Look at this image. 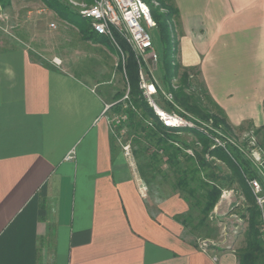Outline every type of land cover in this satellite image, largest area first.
<instances>
[{
    "label": "crops",
    "instance_id": "crops-1",
    "mask_svg": "<svg viewBox=\"0 0 264 264\" xmlns=\"http://www.w3.org/2000/svg\"><path fill=\"white\" fill-rule=\"evenodd\" d=\"M172 1L176 61L232 129L264 138V0ZM90 80L0 47V264H238L231 248L191 243L177 193L149 196L112 142L116 95Z\"/></svg>",
    "mask_w": 264,
    "mask_h": 264
},
{
    "label": "trees",
    "instance_id": "trees-1",
    "mask_svg": "<svg viewBox=\"0 0 264 264\" xmlns=\"http://www.w3.org/2000/svg\"><path fill=\"white\" fill-rule=\"evenodd\" d=\"M41 1L61 20L75 24L83 41L101 43L110 47L108 40L96 35L91 30L89 22L82 19L66 0ZM155 1L160 5V9L165 10V13L160 14L158 8L153 9L150 0H146L152 18L160 30L163 44V59L159 68L162 88L172 94L173 101L180 110L203 122H210L213 128L227 135L234 129L229 126L222 110L208 95L199 72L195 68L182 67L175 59L177 41L175 35H171L170 32L173 23L169 22L177 17L176 7L173 3L166 5L163 0ZM10 2V0H0V7L6 8ZM88 3L90 4L91 0ZM119 42L125 54L124 63L120 64L119 70L124 71L123 79L128 93L125 101H120L123 96L120 94L111 107L126 116L125 133L131 143L137 173L145 182L149 196L154 199L164 197L166 193H160L159 187L154 188L155 182L164 181L172 176L171 193H177L188 203V211L178 216L177 220L183 225L188 236L200 235L201 231H205L203 233L207 238L214 234L207 228L208 225H205L208 214L217 205L222 190L229 189L233 183H236L243 197L242 207L245 214L243 218H247L248 221L243 246L236 252L238 264H264V240L260 233L264 204L262 208L257 204L256 195L248 185L250 179H257L262 184L264 194V185L256 170L235 147L227 145L226 152L223 148L214 146L213 140L202 131L172 130L164 127L139 89L138 65L133 53L122 40ZM158 103L167 111L173 109L162 98L158 99ZM252 131L259 139L258 146L264 154V138L260 137L257 131ZM180 133H186L191 138L182 139L178 136ZM208 133L215 136L214 132ZM114 140L113 133L112 142ZM175 144L185 150L191 149L193 156H188ZM215 159L222 161L230 173L218 176L212 172L214 162L211 161ZM208 169H211V172L206 173L205 170ZM193 207L197 208L198 218H192ZM191 243L197 246L196 240H192Z\"/></svg>",
    "mask_w": 264,
    "mask_h": 264
},
{
    "label": "rangeland",
    "instance_id": "rangeland-1",
    "mask_svg": "<svg viewBox=\"0 0 264 264\" xmlns=\"http://www.w3.org/2000/svg\"><path fill=\"white\" fill-rule=\"evenodd\" d=\"M163 1L166 5L173 3L172 0ZM66 2L78 13L84 6L89 4L90 0H66ZM150 4L153 6V9L158 8L157 10L160 14L165 13V10L160 9V5L155 0H150ZM0 15H2L1 11ZM0 18V47L7 48L12 47L13 44H25L34 49L41 58L51 62L53 59H57L61 61L60 67L69 70L77 76L86 75L90 83L94 82L90 80V77H95V81L105 82L103 88H107L113 92L116 95L115 99L120 94H123L120 101L127 99L128 89L123 79L124 71L121 72L119 70V66L120 64L123 65V62L118 51L110 43V52L112 54L107 50L105 53L101 51L99 49L100 45L83 41L79 29L75 24L65 22L55 16L51 9L47 10L41 0H11L10 10L6 11ZM172 20L169 23L172 24ZM50 23L55 24L54 29L49 28ZM170 32L171 35H175L174 25ZM149 33L152 37L158 63L153 68V65L150 64L149 59L146 57L147 65L153 70L152 74L161 86L159 68L162 65L163 44L160 38V30L155 26L149 30ZM174 38L177 41L176 36ZM103 88H100L101 91L104 90ZM107 116L111 119H114L115 116L120 117V122L116 123L114 128L111 127L115 135L113 143L118 153H123V147L126 145L130 147L132 153L131 143L127 138L124 127L126 116L121 112L114 111L112 108L107 113ZM250 132L252 130L244 128L242 130H233L227 136L247 153L249 151V144H247L245 138L243 139V135L250 134ZM178 136L185 140L186 138L188 140L191 138L186 133H180ZM256 140L258 144L259 139L257 137ZM175 146L181 148L177 144ZM182 152L188 156H193L191 149H182ZM244 157L248 160L245 155ZM133 160L135 169H137L135 159L133 158ZM211 162H214L212 172L218 176H225L230 173V170L222 161L215 159ZM205 172L209 173L211 169L205 170ZM171 184L173 185V177L169 176L164 181H156L154 188L159 187L160 193L168 194L172 192ZM223 190L228 192L227 196L224 199H221L220 196L217 205L208 214L205 223V225H208L207 228L211 229V232L214 234L205 238V233H203L205 231H201V233L199 232L200 235L196 234L189 237L191 240H196L197 246L204 244L208 252L231 248L236 253L243 246L244 233L248 221L247 218H243V215H245L242 207L243 197L238 185L233 183L229 189L224 188ZM193 202L192 199V204ZM193 208L192 218H198L199 213L197 208Z\"/></svg>",
    "mask_w": 264,
    "mask_h": 264
},
{
    "label": "built area",
    "instance_id": "built-area-1",
    "mask_svg": "<svg viewBox=\"0 0 264 264\" xmlns=\"http://www.w3.org/2000/svg\"><path fill=\"white\" fill-rule=\"evenodd\" d=\"M78 13L82 19L89 22L91 30L96 35L106 38L115 47L123 63L125 54L120 47L119 40H122L129 47L138 65L139 89L164 127L172 130L196 129L202 131L213 140L214 146L221 147L226 152L227 145L234 146L243 156L247 157L264 185V154L257 144L255 135L252 134L253 131L243 135V139L245 138L249 144V151L245 153L229 136L213 128L210 122H203L180 110L174 103L172 94L163 89L157 82L152 74L153 70L147 65L146 59V57L149 59L153 68L158 63V57L149 33V30L154 28L156 23L146 0H91V3L84 6ZM49 28L54 29L55 24L50 23ZM52 62L60 65V61L57 59H53ZM159 98L170 104L173 109L170 111L163 109L158 103ZM108 107L104 111H107ZM119 118L117 116L114 119L108 118L112 128L120 122ZM210 131L214 132L215 136L210 135L208 133ZM123 155L135 169L133 156L128 145L123 147ZM248 185L253 194L256 195L257 204L262 208L264 194L260 181L252 178L248 181ZM143 191L145 193V187H143ZM227 194L228 192L222 190L221 199H224ZM260 233L264 240V213L261 217ZM198 247L207 251L204 244Z\"/></svg>",
    "mask_w": 264,
    "mask_h": 264
}]
</instances>
